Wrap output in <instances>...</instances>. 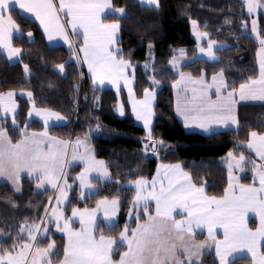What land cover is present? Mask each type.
I'll return each mask as SVG.
<instances>
[{"label":"snow or ice","instance_id":"obj_1","mask_svg":"<svg viewBox=\"0 0 264 264\" xmlns=\"http://www.w3.org/2000/svg\"><path fill=\"white\" fill-rule=\"evenodd\" d=\"M141 4L159 8V0H141ZM244 4L250 16L264 9V0H244ZM17 6L40 22L49 41L59 38L68 45V50L78 62L82 60L87 64L94 85H104L107 81L119 91L123 81L128 88L131 111L137 120L143 121L147 140L152 142V152H156L157 145L164 146L163 141L154 139L151 128L155 86L159 85V81L155 76L150 77L153 87L145 88L143 98L137 99L128 76L132 63L123 57L122 49L118 47L120 19L126 18L123 7L113 8L111 0H58V3L55 0H0V49L10 60L22 56L21 49L13 46L14 32H19V25L12 16V10ZM106 14L119 18L105 22ZM191 23L198 40L208 35L196 30L195 20ZM252 32L261 45L257 53L259 74L249 76L238 87H229L223 69L214 74L210 81L203 74L193 77L191 73L182 71L180 58L187 55L184 49L179 50L180 58L173 56L170 60L179 77L173 81V87L178 89L176 111L183 117L186 126L196 125L208 131L213 124L226 127L238 124L235 114L237 96L239 100L264 101V38H261L255 20L252 21ZM27 36L31 40V32ZM73 37H82L78 49L74 46ZM216 43L208 39L207 47L198 45L199 53L218 62ZM78 52L83 54L82 57ZM23 67L26 73L29 72L27 64ZM58 67L63 71V64ZM213 94L216 99H212ZM14 96L13 91L0 93V112L4 113V119L12 114L13 130H16L19 126L15 120ZM27 96L31 99L32 93L28 92ZM117 111L120 115L124 114L123 104L118 106ZM33 112L42 118L44 130L29 132L25 125V128L19 129L20 139L15 143L8 135L7 128L0 125V177L11 181L18 191L21 172L27 171L38 188L48 184L52 189H58L56 206L52 208L48 220L66 235L67 243L57 264H195L194 258H199L201 249L208 241L215 243L219 264H235L231 258L233 254L244 251L251 254L253 264H264V133L251 131L246 144L255 152L259 163L246 161L243 153L238 157H234L231 151L228 153L229 181L222 197L207 195L204 187L193 183L191 175L179 163L161 165L151 181L144 177L133 181L136 188L134 207L142 208L147 219L140 223L138 212L135 216L136 227L130 229L125 225L119 235L120 243L125 244L127 250L119 255L118 260H114L117 241L99 229L96 215L103 210L106 226L114 227L117 223L113 217L118 210V198L110 200L103 197L93 209L73 207L71 216L64 215L59 205L67 199V189L71 187L64 170L68 141L51 136L48 132L49 121L52 118L61 121L63 117L59 112L37 109L34 102L29 115ZM75 144L85 149L79 156L73 155V159L81 160L84 165L78 175L80 195L84 196L85 188L90 190L89 194H93L92 179L107 177V168L104 161L97 160L88 149L86 140L77 139ZM144 147L147 150L149 145L146 143ZM245 163L252 165L253 182L250 184L241 183L240 177L233 175V167L244 171ZM93 172L100 175L90 178ZM153 202L154 213H150ZM249 213L258 218L255 228L248 226ZM45 214H48L47 207ZM177 216L180 218L177 219ZM73 217L78 218L80 228L72 227ZM43 223L41 219L40 222L21 224L18 234L26 233V238L13 242L10 249L0 246V264H53L54 242L48 243L47 247H40L38 243ZM202 228L207 229L208 241L197 242L194 239L195 229ZM217 228L223 229L222 240L216 238ZM47 231L45 225L43 232ZM181 256L185 258L181 259Z\"/></svg>","mask_w":264,"mask_h":264},{"label":"trees","instance_id":"obj_2","mask_svg":"<svg viewBox=\"0 0 264 264\" xmlns=\"http://www.w3.org/2000/svg\"><path fill=\"white\" fill-rule=\"evenodd\" d=\"M113 5L123 7L126 12V18L120 19L119 47L123 57L132 63L137 98H143L145 88L153 87L150 77L155 76L159 81L160 87L155 86L152 135L155 140L164 142L163 147L157 145L156 152H152V142L147 140L145 130L136 124L125 98L126 114L119 117L115 92L95 87L80 64L72 60L73 55L67 48L50 47L36 22L16 9L12 10V16L23 36H16L13 45L22 50V56L19 61L10 63L0 53V93L31 92L36 107L59 112L69 120L64 126L51 127L49 133L52 136L64 140L78 137L92 140L96 156L105 160L112 180L93 181L98 186V192L81 200L76 176L82 167L71 168L68 180L74 187L65 213L70 216L73 207L93 209L103 197H116L121 200L118 223L109 228L100 221L98 227L106 236L118 239L126 224L130 229L137 224L135 218L128 222L136 194L132 182L141 177L152 178L160 163H179L195 184L204 187L207 195L222 197L229 181L225 164L228 153L231 151L234 157L243 153L246 161L254 160L245 144L251 131L264 133V105L240 106L238 129L208 136L187 132L174 108L173 81L177 76L170 68L169 61L180 49H184L187 57L193 59L183 67L193 76L203 74L209 78L223 69L229 87H238L249 76H258L259 44L252 36L251 18L242 0H159L158 9L155 6H142L136 0H113ZM116 19L109 16L105 21ZM192 20L197 22L201 32L208 34L209 39L227 44V48L216 52L218 62L195 59L197 41L193 35ZM258 21L260 36L264 38V12L260 13ZM29 32L33 34V41L26 36ZM76 41L81 43L79 38ZM151 46L155 55L153 75L144 68ZM24 64L29 67L27 73ZM60 64L64 65V76L57 70ZM28 111V102L20 100V111L16 117L20 126L16 130H13L10 119H0L13 143L20 139L19 129L27 124ZM27 130L42 131L43 126L34 121L27 125ZM146 143L149 145L147 150L144 147ZM251 167V163H245L242 183L253 182ZM21 185L22 191L18 194L8 184L0 183V233L4 235L0 245L9 249L13 242H18L16 230L21 224L44 219L45 208L49 207L53 197L51 191L36 192L34 181L29 178H23ZM145 220L146 216L141 213L140 222ZM196 237L201 240L205 233H197ZM51 241L56 244L55 255L51 258L53 264H57L62 259L66 238L56 232L52 225L46 237L40 241V246L47 247ZM125 250L126 247L118 243L113 259L118 260ZM234 260L235 264L252 262L247 256ZM200 264H219L216 253H205Z\"/></svg>","mask_w":264,"mask_h":264},{"label":"crops","instance_id":"obj_3","mask_svg":"<svg viewBox=\"0 0 264 264\" xmlns=\"http://www.w3.org/2000/svg\"><path fill=\"white\" fill-rule=\"evenodd\" d=\"M136 1H138V2H140L141 3V0H136ZM55 2H57L58 3V0H55ZM111 2H112V6H113V8H116L114 5H113V0H111ZM243 3H244V0H243ZM245 5V4H244ZM245 8H246V6H245ZM16 10H18V12L21 14V15H23V16H25V17H27V18H29V19H31V20H33V21H35L36 22V24H37V26L39 27V29H40V31L42 32V34H43V36L45 37V40H46V42H47V44L50 46V47H58V46H63V47H65V48H67V50H68V45L67 44H64V42L62 41V40H60L59 38H57V39H54V40H52V41H49L48 40V38H47V35L45 34V32H44V29H43V27L40 25V22L38 21V20H36L35 19V17L33 16V15H31V14H25V13H23L22 12V10H19V8H18V6L15 8ZM246 12H247V8H246ZM261 12H264V9H260V10H258L256 13H254L253 14V18H254V20L256 21V26H257V30H258V32L260 33V27H259V21H258V17H259V15H260V13ZM126 13V12H125ZM247 15L249 16V14H248V12H247ZM109 16H112V17H115V18H119L118 16H115V15H108V14H106L105 15V17H104V19L105 18H107V17H109ZM14 19V18H13ZM252 21L253 20H251V31H252ZM105 22H112V21H105ZM21 29L19 28V32H14V35H13V40H14V38L16 37V36H21ZM23 34V33H22ZM32 34V33H31ZM70 35H71V33H70ZM26 36H27V34H26ZM252 36H253V38L257 41V43L259 44V42H258V40L256 39V34L255 33H253L252 32ZM118 37H119V42H120V39H121V29H120V31H119V33H118ZM27 38H28V36H27ZM80 39V41L82 42V37H73V43H74V46L78 49L79 48V46H80V42L79 43H77V39ZM33 34H32V37H31V40L28 38V40L29 41H33ZM196 39V41H197V55H196V58L195 59H202V60H206V61H208V62H211V63H214V62H217V61H212V60H209L208 58H206L205 56H203L202 54H200L199 53V51H198V45L199 46H202V47H207V40L209 39L208 38V36H206V37H201L200 38V40H198L197 38H195ZM119 42H118V47H119ZM14 46V45H13ZM15 47V46H14ZM260 47H261V45L259 44V48H258V50H257V53H258V51H259V49H260ZM120 48V47H119ZM225 48H227V44H225V43H216V52L217 51H219V50H223V49H225ZM69 51V50H68ZM21 52H22V50H21ZM70 52V51H69ZM0 53H2L3 55H5L6 56V58H7V60L10 62V63H15V62H17V61H19L20 60V58H13V59H9L8 57H7V55L5 54V52L2 50V49H0ZM149 53L150 54H148V60L144 63V68H145V64H147L148 65V67H147V69L145 68V70H146V72L147 73H150V74H152L153 75V65H154V60H155V55L153 54V56L151 55L152 54V49H151V47L149 48ZM80 57H82V53H77ZM73 55V54H72ZM174 56H177L178 58H180L179 57V51H177L176 53H175V55ZM173 58V57H172ZM171 58V59H172ZM218 58V57H217ZM181 59V70L182 71H184L183 70V67L186 65V64H189V63H191L192 61H193V59H190L189 57H187V55L186 56H184V57H182V58H180ZM72 60H75V61H77V59H76V56H72ZM78 62V61H77ZM170 62V61H169ZM257 62H258V56H257ZM79 64H80V66L83 68V71H84V73L86 74V75H88L89 76V78L91 79V74L89 73V71H88V67H87V64H85V63H83L82 62V60L80 61V62H78ZM169 66H170V68L173 70V72L175 73V75L177 76V79H179V77H178V75L176 74V70L174 69V68H172V66L170 65V63H169ZM258 67H259V62H258ZM59 68V67H58ZM58 70V72L61 74V75H65V70L63 69V71H61L60 69H57ZM133 67L131 68V69H129V71H128V76H129V79L132 81V89H133V94L135 95V97L137 98V96H136V92H135V76H134V74H133ZM185 72V71H184ZM185 73H188V72H185ZM218 74V73H217ZM193 76V75H192ZM205 76V78L206 79H208L209 81L211 80V77L213 76H211V77H209V78H207L206 77V75H204ZM193 77H196V76H193ZM225 77V76H224ZM176 79V80H177ZM226 79V78H225ZM91 81H92V79H91ZM92 83H93V81H92ZM94 85V84H93ZM95 87H97V88H100V89H110V90H113L114 92H115V94H116V96H117V98H118V103H117V108H118V106L120 105V104H123V107H124V114L123 115H120V113H119V111H117V108H116V112H117V115L119 116V117H124L125 116V114H126V110H125V104H124V98H125V100H126V103H127V105L129 106V108H130V110H131V103H130V101H129V99H128V88L127 87H125L124 86V83H123V81H121V85H120V89H119V91H117V89L114 87V86H112L109 82H105V84L104 85H98V84H96V85H94ZM157 88H159L160 87V85H158V86H156ZM214 91V90H213ZM14 93H15V96H14V99H15V101H16V115H15V120H16V117H17V115L19 114V111H20V100H25V101H27L28 102V104H29V111H28V116H27V124L26 125H28V124H30V123H32V122H38V123H40L42 126H43V120H42V118L41 117H39V116H36L35 115V112H33L32 113V115L30 116L29 115V112L30 111H32V108H33V95H32V98L31 99H29V97L27 96V93L29 92V91H13ZM177 92H178V89H176V88H174L173 87V94H174V108H175V112H176V115H177V118H178V120L183 124V126H184V128H185V130L187 131V132H189V133H198V134H201V135H205V136H208V135H211V134H213V133H218V132H224V131H228V130H236V129H238L239 128V107L240 106H249V105H264V101H261V100H239L238 99V96H237V103H236V108H235V114H236V118H237V121H238V124H229L227 127L226 126H224V125H216V124H213V125H211L210 127H209V130L208 131H205L204 129H202V128H199L198 126H196V125H190V126H186L185 125V123H184V119H183V117L182 116H180L178 113H177V111H176V105H177ZM137 99H139V98H137ZM142 99V98H141ZM212 99H216V96L213 94L212 95ZM155 104H156V91H155V99H154V101H153V116H152V122H151V128H152V130H153V121H154V108H155ZM36 107V106H35ZM37 109H41V108H38V107H36ZM52 111V110H51ZM55 112V111H54ZM131 114H132V116H133V118H134V120H135V122H136V124L139 126V127H141V128H143L144 130H145V133H146V129L144 128V126H143V121L142 120H137L136 118H135V115L132 113V111H131ZM62 116V115H61ZM4 117V113L3 112H0V119H2V120H6V119H4L3 118ZM63 117V119L61 120V121H56L55 120V118H52L50 121H49V125H50V127L48 128V132H49V129L51 128V127H53V126H64V125H66V124H68V122H69V120L67 119V118H65L64 116H62ZM7 119H10L11 120V123H12V114H8V117H7ZM0 125H1V122H0ZM16 125H18V126H20V124H19V122H17V120H16ZM12 126H13V124H12ZM25 128V127H24ZM43 130H44V127H43ZM42 130V131H43ZM42 131H34V132H42ZM29 132H32V131H29ZM9 135V134H8ZM49 135H51L50 133H49ZM52 136V135H51ZM147 136V135H146ZM58 138V137H57ZM59 139H61V138H59ZM77 139H80V140H86L87 141V145H88V149L93 153V155L95 156V158L97 159V160H103V159H100V158H98L97 156H96V150H95V148H94V145H93V143H92V140L89 138V137H78V138H73V139H68V140H65V141H68V147H67V154H66V164H65V168H64V170H65V174H66V179H67V181H68V184L69 185H71V187L69 188V189H67V199L66 200H64L63 201V203L62 204H60L59 205V207L62 209V211L64 212V215L65 216H67L66 215V213H65V208H66V206L68 205V203H69V200H70V193H71V190L73 189V187H74V184L73 183H71V182H69V180H68V173H69V170L71 169V168H73V167H75V166H81L82 167V170H83V167H84V165H83V162L81 161V160H79V159H73V155H76V156H79L81 153H83L84 152V147L83 146H76V144H75V142H76V140ZM249 139H250V137H249ZM248 139V140H249ZM62 140H64V139H62ZM247 144V143H246ZM246 144H245V146H246ZM246 148H247V146H246ZM247 150L251 153V155H252V157H253V159L255 160V161H257V162H260L259 161V158L255 155V152L254 151H252L251 149H249V148H247ZM228 158V157H227ZM104 161V163H105V167L107 168V171H108V176L107 177H101V178H98V179H92V189H91V191H92V193L93 194H95V193H97L98 192V186L93 182V181H95V180H97V181H100V182H110L111 180H112V174H111V172H110V170L108 169V167H107V164H106V162H105V160H103ZM161 165H174V164H163V163H160L159 165H158V167H160ZM157 167V168H158ZM182 167V166H181ZM81 170V171H82ZM156 174H157V170H156V172H155V174H154V176H156ZM79 175V174H78ZM78 175L76 176V183H77V185H78V187H79V189H80V192H81V188H80V184H79V180H78ZM100 174L99 173H96V172H93V173H91L90 174V178L91 177H98ZM153 176V177H154ZM241 176H242V173L240 174V182H241ZM29 178L30 180H32V181H34V185H35V191L36 192H38V193H40V192H44V191H51V192H53V197H52V199H51V202H50V204H49V207H48V214H47V217H48V215H50L51 214V210H52V208L53 207H55L56 206V197H57V195L59 194V191H58V189H52V187H51V185H48V184H46L45 185V187L44 188H38L37 187V183H36V181H35V179H33L32 178V176H29L28 175V173H27V171H23V172H21V178H20V181H19V190L17 191L16 190V186L15 185H13L12 184V182L11 181H9V180H7L5 177H0V183H4V184H8L16 193H18V194H20L21 193V191H22V185H21V181H22V179L23 178ZM152 177V178H153ZM152 178H150V179H148L149 181H151V179ZM194 183V182H193ZM242 183V182H241ZM133 186L135 187V185L133 184ZM136 189V188H135ZM84 196H81V200H84V198L87 196V195H89V189L88 188H85L84 190ZM110 199V198H109ZM112 199V198H111ZM110 199V200H111ZM118 201H119V203H118V210H117V212H116V215H115V217H113V220L114 221H116L117 223H118V221H119V215H120V206H121V200L120 199H118ZM139 212V214H141V213H143V211H142V208H136V207H134V205H133V209H132V211L130 212V214H129V217H128V222L130 223L134 218H135V216H136V214ZM149 212L150 213H154V202L150 205V208H149ZM71 214H72V212H71ZM71 214H70V216H71ZM180 217L179 216H177V219H179ZM146 219H147V217H146ZM49 221V220H48ZM100 221H102L105 225H106V221H105V219H104V215H103V210H101V211H99V212H97V215H96V223H97V225L99 224V222ZM144 222V221H143ZM143 222H140V223H143ZM71 223H72V227L73 228H80L81 227V225H80V223H79V220H78V218H76V217H73L72 218V221H71ZM116 223V224H117ZM53 226L54 228H55V230H56V232H58L59 234H61V235H63V236H65V238H66V235L64 234V233H62V232H60L57 228H56V225H55V223L54 222H51V224H50V226ZM258 225V218L255 216V214H253V213H249V215H248V226L250 227V228H255L256 226ZM199 232H204L205 233V237L203 238V239H201L200 241H203L205 238H206V234H207V229L206 228H202V229H195V233L197 234V233H199ZM196 234L194 235V237L197 239V240H199L197 237H196ZM216 234H217V238H218V240H222L223 239V229L222 228H217L216 229ZM221 236H220V235ZM116 241H117V243L114 245V251H115V246L118 244V243H120V237L118 238V239H116ZM51 242H53V241H51ZM66 243H67V238H66ZM120 244H122V243H120ZM122 245H124L125 247H126V245L125 244H122ZM55 249H56V244L54 243V249H53V252L55 251ZM126 250H127V247H126ZM125 250V251H126ZM114 253V252H113ZM216 253V252H215ZM204 252L202 253V254H200L199 255V258L198 259H196V261H202V258H203V256H204ZM217 256V255H216ZM244 256H247V257H249V258H251V254L250 253H247L246 251H244V252H242L241 254H240V256H236V257H238V258H240V257H244ZM181 259H184L185 257H183V256H181L180 257ZM233 258V257H232ZM217 259H218V261H219V257L217 256ZM251 264H253V260H252V258H251Z\"/></svg>","mask_w":264,"mask_h":264},{"label":"rangeland","instance_id":"obj_4","mask_svg":"<svg viewBox=\"0 0 264 264\" xmlns=\"http://www.w3.org/2000/svg\"><path fill=\"white\" fill-rule=\"evenodd\" d=\"M243 1V0H242ZM249 17L251 18V20H254V18H253V15H249ZM196 27V30L197 31H199V32H201L200 30H199V27H198V24L195 26ZM193 28H194V26H193ZM193 35H194V37L195 38H197V36L195 35V32L193 31ZM206 37V36H205ZM200 40V39H199ZM151 49H152V56H153V54H154V48H153V46H151ZM150 54V53H149ZM59 69V68H58ZM229 160H230V158H229V156H228V158L226 159V161H225V164H226V166H227V169H228V164H229ZM257 162V161H256ZM257 163H259V162H257ZM229 171V170H228ZM243 172L244 171H240L239 169H237V168H235V166L233 167V175L234 176H240V174L242 173L243 174ZM51 212V211H50ZM43 224H42V231H41V233L40 234H38V243H39V246H40V241L42 240V239H44L45 237H46V235H47V233H44L43 232V227L46 225L47 226V229H49V227H50V224H51V222H49L48 221V217H47V215H45V217H44V219H43ZM21 226V225H20ZM20 226H19V228H18V230H16V233L18 234L19 233V229H20ZM48 232V231H47ZM199 233H202V232H199ZM204 233V232H203ZM10 234V232L8 233V234H6V235H9ZM196 234V233H195ZM19 235V239H18V242L21 240V239H23V238H26V233L25 234H18ZM220 235V234H219ZM4 235L3 234H1L0 233V240H1V238L3 237ZM221 236V235H220ZM216 238H217V234H216ZM194 239H195V241H197V242H200V240H197L195 237H194ZM218 239V238H217ZM203 241H208V233L206 234V238L203 240ZM1 246V245H0ZM41 247V246H40ZM115 249H116V246H115ZM207 253V252H216V248H215V243H213V242H211V241H208L206 244H205V247L203 248V249H201V251H200V254H202V253ZM242 252H238V253H234L233 254V258L232 259H236V258H238V257H236V256H240V254H241ZM114 254V253H113ZM199 254V255H200ZM194 261H195V264H200L201 263V261L199 260V261H196V258H194Z\"/></svg>","mask_w":264,"mask_h":264}]
</instances>
